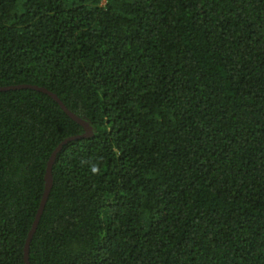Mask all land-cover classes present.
Masks as SVG:
<instances>
[{"label":"trees","instance_id":"16d2710c","mask_svg":"<svg viewBox=\"0 0 264 264\" xmlns=\"http://www.w3.org/2000/svg\"><path fill=\"white\" fill-rule=\"evenodd\" d=\"M92 128L52 166L29 264H264V0H0V87ZM84 134L0 92V264Z\"/></svg>","mask_w":264,"mask_h":264},{"label":"water","instance_id":"95a60500","mask_svg":"<svg viewBox=\"0 0 264 264\" xmlns=\"http://www.w3.org/2000/svg\"><path fill=\"white\" fill-rule=\"evenodd\" d=\"M21 89H31L37 92H41V93H45L48 96H50L59 106L60 108L64 111V113L70 117L72 120L76 121L78 124H80L83 127L84 130V134L80 135V136H74V137H69L67 139H65L64 141H62L54 150V152L52 153V155L50 156V159L47 163V168H46V174H45V187H44V193L38 208V211L36 213L34 222L32 224V227L29 231L28 237L26 239V243L24 246V262L25 264H29L28 261V253H29V244L30 241L35 233V230L37 228L38 222L40 220V217L42 215L44 206L46 204V201L48 199L51 187H52V166L55 162L56 156L57 154L62 150V148L67 145L69 142L72 141H76L79 139H83V138H90L93 135V131L92 128L88 125V123H86L85 121L81 120L80 118H78L76 115H74L72 112H70L65 105L59 100V98L49 92L48 90L44 89V88H40L37 86H32V85H17V86H8V87H0V92H6V91H15V90H21Z\"/></svg>","mask_w":264,"mask_h":264}]
</instances>
